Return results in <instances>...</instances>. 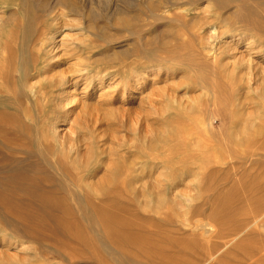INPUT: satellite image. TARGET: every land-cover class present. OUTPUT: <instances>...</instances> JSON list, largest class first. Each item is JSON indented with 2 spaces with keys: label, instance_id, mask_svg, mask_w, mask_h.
<instances>
[{
  "label": "rangeland",
  "instance_id": "obj_1",
  "mask_svg": "<svg viewBox=\"0 0 264 264\" xmlns=\"http://www.w3.org/2000/svg\"><path fill=\"white\" fill-rule=\"evenodd\" d=\"M77 2L79 14H71L63 6L58 15L52 13L54 0H0V65L7 60L12 74L19 65H32L43 39L44 51L63 61L55 67L80 65L77 72L70 71L67 81L79 82L76 99L85 102L77 108H85L80 114L82 129H78L81 159L90 153L95 181L109 186L122 184L127 170L134 179L136 168L143 166L141 179L133 182L136 189L143 185L142 194L137 198L131 193L139 212L119 215L121 222L131 224L132 232L144 221L134 222L135 215L158 222L149 226L155 238L163 231L174 232L176 237L199 234L206 225L217 230L219 197L224 196L220 202L230 199L238 187L243 196H255L252 180L244 176H264V144H257L252 135L258 124H264V73L249 69L247 60L236 65L232 58L243 52L264 70V0ZM238 4L253 13L239 15ZM115 11L126 12V22L115 20ZM256 20L263 22L259 30ZM232 68L235 71L227 79L225 75ZM149 72L156 76L142 80ZM65 99L58 102L60 106ZM62 109L52 125L59 141L66 116V109ZM220 118L226 119L222 126ZM32 129L30 140L37 133L36 126ZM230 129L242 142L237 148L231 145ZM32 162L54 172L39 157ZM68 200L73 199L69 196ZM253 209L249 205L241 211L238 208L237 214L252 217ZM108 216L83 211L12 214L3 210L0 264H100L93 257L70 255L75 242L56 230V219L73 227V233L79 228L97 240L96 235L107 229L104 218ZM165 218L168 222L162 223ZM25 225L41 231L45 240L30 236ZM261 234L264 237V227ZM129 239L130 249L136 251L133 236ZM170 245L168 239L161 242L162 249L176 250ZM146 256L140 264L150 263ZM108 259L105 264H119Z\"/></svg>",
  "mask_w": 264,
  "mask_h": 264
},
{
  "label": "bare ground",
  "instance_id": "obj_2",
  "mask_svg": "<svg viewBox=\"0 0 264 264\" xmlns=\"http://www.w3.org/2000/svg\"><path fill=\"white\" fill-rule=\"evenodd\" d=\"M54 2L52 9L54 14L60 15L61 12L59 11L63 6H67L71 14H79L80 12L77 0H54ZM244 8L246 7L242 5L239 9L236 8L238 10L235 11L239 15L241 13L247 14V12L253 13L249 7ZM120 11L113 13L115 15L114 19L126 22L125 16L127 13ZM228 15H225L226 18H228ZM241 18L243 19V15ZM254 25L259 30L263 26V22L256 20ZM220 33H223V30ZM37 43L35 44L37 45ZM43 45H45L44 39L34 52L32 65H19L15 69L17 75L12 74L13 71L11 73L9 63H6L7 60L2 63V66L0 65V106L5 105V109L0 107L2 109H0V172L3 173L0 178V213L3 210L12 214H54L56 212L70 214L75 211H83L106 216L111 215L104 218V225L107 226V229H104L103 234L98 233L101 236L96 235L97 240L79 228L76 233H73V227L68 226L62 220L56 219L58 225L56 230L64 236H69L75 242V245L70 247V255L82 258L93 257L100 264H105L109 260L108 258L119 262V264H134L136 262L140 264V259L145 255L149 259V264H264V237L261 234V229L264 227V176L262 178L244 176V178L252 180L254 185L252 184L251 191L257 193L255 196H243L238 192L240 190L238 187L237 194L230 199H222L223 202H220L224 196L219 197V204L217 205L220 209L216 211L218 213L216 215L221 219H219L220 225L217 230H214L215 226L206 225L203 232L199 234L190 232L181 237H176V235L174 237L173 231H171L173 232L172 235L167 234L168 231H163L159 232V236L155 238V234L149 228V226L157 225L158 222L154 219H144L135 215L134 222L144 221L143 225L137 223L138 228L133 229L134 232L131 230L130 223L127 221L121 222L120 213L139 212V205L132 200L131 193L134 192L137 198H140L142 194L143 185L136 189L133 182L135 179L137 182L141 179L143 166L136 168L134 179L133 173L127 170L129 171L128 176L123 179L122 184L109 186L104 181H95V175L92 173L93 156L89 153L87 158H82L84 159L82 160V154L80 153L82 146L80 145L81 137L78 129H82L79 121L80 114L85 112V108L82 107V110H77L79 105L85 106V102L83 100L78 102L76 99L79 82L67 81L70 71L77 72L80 65L75 62L66 69H62L60 66L55 67L54 65H58V63L63 65V61H60L61 58L57 61L58 57L55 53L51 56L48 52H45ZM245 55L240 51L235 53V56H232L235 64L239 65L247 60L249 69L264 73L263 67L258 61L254 63L252 60L247 59ZM62 60L65 63V59ZM221 65L223 66V64ZM213 69L219 71V69ZM234 71L235 68L227 71L225 77L230 78V72L232 74ZM152 73L154 74V72L147 73L148 75L145 78L143 76L144 79L142 80L146 81L150 77L154 78L156 75H151ZM65 80L69 83H65ZM64 97L66 99L62 107L58 102ZM62 108L66 109V116L63 118V127L61 126L63 133L59 141L56 132L54 133L52 130V125L57 122L56 113L63 110ZM69 118L74 119L71 122ZM225 120V118H220L219 124L224 125ZM33 126H36L37 135L35 134V138L33 137L34 139L30 140L29 137L32 136V131L35 130L32 129ZM211 126L213 125L211 124ZM232 130L229 131V138L232 147L237 148L242 142H239L240 140ZM252 135L257 144L259 142L264 144V124H258ZM214 136L216 137V135ZM58 146L62 149L60 152H58ZM73 153L77 155L73 156ZM36 157H39L41 162L43 159L48 165H51L54 172L42 168L41 163H33L32 158ZM228 175L227 178H229ZM253 180H255V183ZM245 184L251 183L246 181ZM240 187L245 188L243 184ZM259 194L263 195V197H260L261 199ZM69 196L73 200H68ZM160 201L162 202V200ZM248 205L254 207V215L251 217V214L246 216L249 213H243L245 217L240 218L237 209L239 208L238 211H241ZM161 222L166 223L168 219L165 218ZM24 227L30 236L45 240L41 231L39 233V230L28 225ZM144 230H147V235L141 233ZM132 236L134 246L137 247L136 251L130 249L131 241L129 238ZM164 239H168V242L172 244L170 247L176 248V250L166 251L162 249L161 242H164ZM103 246L105 250H99ZM189 254L195 256V258L190 259Z\"/></svg>",
  "mask_w": 264,
  "mask_h": 264
}]
</instances>
